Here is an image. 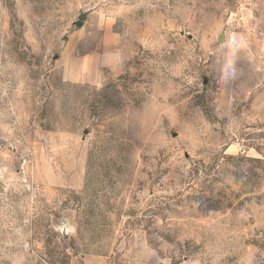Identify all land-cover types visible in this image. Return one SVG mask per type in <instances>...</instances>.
I'll return each mask as SVG.
<instances>
[{"label": "rangeland", "instance_id": "rangeland-1", "mask_svg": "<svg viewBox=\"0 0 264 264\" xmlns=\"http://www.w3.org/2000/svg\"><path fill=\"white\" fill-rule=\"evenodd\" d=\"M0 264H264V0H0Z\"/></svg>", "mask_w": 264, "mask_h": 264}, {"label": "crops", "instance_id": "crops-1", "mask_svg": "<svg viewBox=\"0 0 264 264\" xmlns=\"http://www.w3.org/2000/svg\"><path fill=\"white\" fill-rule=\"evenodd\" d=\"M99 35L98 38L94 36L80 43L69 41L59 60L65 82H90L102 69L117 66L113 36L108 30L99 32Z\"/></svg>", "mask_w": 264, "mask_h": 264}, {"label": "water", "instance_id": "water-1", "mask_svg": "<svg viewBox=\"0 0 264 264\" xmlns=\"http://www.w3.org/2000/svg\"><path fill=\"white\" fill-rule=\"evenodd\" d=\"M85 20H86V15L85 14L80 15L78 21L75 23V26L78 28L81 27ZM222 41H223V37L219 39V42Z\"/></svg>", "mask_w": 264, "mask_h": 264}]
</instances>
